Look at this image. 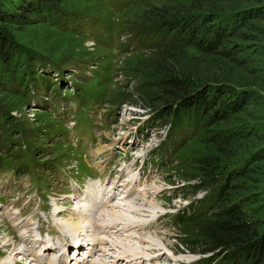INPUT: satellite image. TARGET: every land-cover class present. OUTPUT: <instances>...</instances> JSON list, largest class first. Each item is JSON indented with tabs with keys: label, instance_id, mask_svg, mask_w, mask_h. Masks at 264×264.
Masks as SVG:
<instances>
[{
	"label": "rangeland",
	"instance_id": "obj_1",
	"mask_svg": "<svg viewBox=\"0 0 264 264\" xmlns=\"http://www.w3.org/2000/svg\"><path fill=\"white\" fill-rule=\"evenodd\" d=\"M15 1L0 0V39L15 60L14 46L31 56L4 69L0 55V203L7 205L0 211V264H70L65 251L75 240L87 251H98V243L108 251V259L102 250L94 258L85 253L87 264H112L109 257L118 255L126 256L121 264H207L215 257L198 253L189 219L222 184L221 201L239 202L245 218L264 228V40L233 42L250 61L239 85L250 103L237 114L207 110L201 126L183 123L169 137L141 59L151 43L172 35H140L148 28L143 14L194 0H61L21 21L12 18ZM238 131L245 136L222 164L220 181L194 192L210 135ZM100 172L137 182L119 190V179L100 178V188L70 193L69 186L83 190ZM37 219H47L50 241L35 239ZM76 222L83 223L79 230Z\"/></svg>",
	"mask_w": 264,
	"mask_h": 264
},
{
	"label": "trees",
	"instance_id": "obj_2",
	"mask_svg": "<svg viewBox=\"0 0 264 264\" xmlns=\"http://www.w3.org/2000/svg\"><path fill=\"white\" fill-rule=\"evenodd\" d=\"M60 2L17 0L12 18L21 21L46 14ZM143 16L148 28L140 35L146 39L172 35L170 41L151 43L141 59L144 76L152 80L150 99L160 106L158 118L167 120L169 137L171 130L183 123L201 126L202 113L207 110L225 109V113L237 114L250 103L252 95L239 86L245 81L250 61L239 55L240 47L233 42L264 40V0H194L188 6H154ZM4 42L0 39L4 69L13 68L22 54L27 63L29 52L14 46L15 60ZM244 136L240 131L210 135L206 152L198 160L200 172L192 186L194 192L209 190L220 181L222 164L231 159L236 142ZM224 185L201 203L200 214L189 219L197 247L202 248L198 253L213 254L215 258L208 259L207 264L216 257L220 258L218 264H264L263 226L246 219L239 202L226 206V199L221 201Z\"/></svg>",
	"mask_w": 264,
	"mask_h": 264
},
{
	"label": "bare ground",
	"instance_id": "obj_3",
	"mask_svg": "<svg viewBox=\"0 0 264 264\" xmlns=\"http://www.w3.org/2000/svg\"><path fill=\"white\" fill-rule=\"evenodd\" d=\"M111 201V200H110ZM102 207H103V203H102V205H101ZM81 208V207H80ZM106 208H108V206H106L105 205V210H106ZM103 209V210H104ZM85 213V212H84ZM94 214V213H93ZM72 215H73V213H72ZM53 216V215H52ZM102 216H104L103 214H102ZM57 217V216H56ZM74 221V220H73ZM74 226H73V228L76 226V228L77 229H75V230H79L80 229V226L83 224V223H81V222H76V224H74V223H72ZM81 224V225H80ZM117 224H119V222L117 223ZM73 229V230H74ZM67 232V231H66ZM81 232V231H80ZM97 233V232H96ZM71 234V233H70ZM69 234V235H70ZM65 235V234H64ZM82 235V234H81ZM98 235V234H97ZM86 236V235H85ZM99 236V235H98ZM66 237V236H65ZM71 238V237H70ZM100 238V237H99ZM75 240V239H74ZM43 241V240H42ZM48 242V241H47ZM82 242V241H81ZM41 243V242H40ZM55 243V242H54ZM98 245H100V248H99V250L98 251H101L102 250V255H103V257L105 258V259H108V256H109V253H108V251L107 250H105L106 248H104L105 246L102 244V243H98ZM83 246H85V245H83L82 243L80 244V246L79 247H76V250L78 251V250H80L81 251V249L83 248ZM89 247V246H88ZM96 246H91L90 245V250L89 251H87V249H89V248H87V245H86V250H85V252H86V254L88 255V257L89 258H94L95 256H96V254H97V252L98 251H95V248ZM38 248V247H37ZM36 248V249H37ZM72 248V246L69 248V249H71ZM93 249H94V252H93ZM60 250V249H59ZM56 251V250H55ZM64 252V251H63ZM62 252V253H63ZM20 253H22V252H20ZM58 253V252H57ZM56 253V254H57ZM61 253V252H60ZM67 253H68V251H65V256L67 255ZM39 254V253H38ZM54 254V253H53ZM59 254V253H58ZM57 258H59V257H57ZM82 258V257H81ZM109 258H112V264H121V262H123L124 260H125V258H126V256H123V255H118L117 257H114V256H110ZM82 259H85V260H90V259H88L87 257H85V258H82ZM41 260V259H40ZM109 260H111V259H109ZM63 261V260H62ZM65 262H63V263H68L67 261H66V259L64 260ZM106 261V260H105ZM108 261V260H107ZM37 262V261H36ZM60 262V261H59ZM39 263V262H38ZM52 263H54V262H49V263H47L46 261H41V263L40 264H52ZM73 263L74 264H76L74 261H73ZM91 264H109V263H99L98 261H97V258L95 259V260H93V261H91L90 262ZM55 264V263H54Z\"/></svg>",
	"mask_w": 264,
	"mask_h": 264
}]
</instances>
